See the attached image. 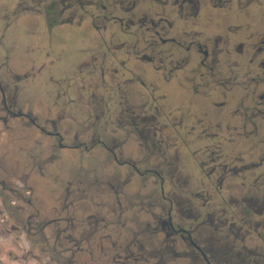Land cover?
Segmentation results:
<instances>
[{
	"label": "flooded vegetation",
	"instance_id": "af4514ba",
	"mask_svg": "<svg viewBox=\"0 0 264 264\" xmlns=\"http://www.w3.org/2000/svg\"><path fill=\"white\" fill-rule=\"evenodd\" d=\"M18 1L0 28L13 46L0 62V208L31 246L51 245L55 264H264L243 244L246 204L264 216V196L228 198L264 170V150L244 137L204 164L180 138L220 116L198 100L211 89L240 104L262 89L252 106L264 105V31L211 27L206 6L221 0Z\"/></svg>",
	"mask_w": 264,
	"mask_h": 264
},
{
	"label": "rangeland",
	"instance_id": "374dc122",
	"mask_svg": "<svg viewBox=\"0 0 264 264\" xmlns=\"http://www.w3.org/2000/svg\"><path fill=\"white\" fill-rule=\"evenodd\" d=\"M18 0L10 1V7L8 6L9 0H0V28L3 27L5 23L12 21L13 17V4ZM21 1V0H19ZM18 1V2H19ZM83 1V0H82ZM244 4V10L239 9L232 1H225L221 0V4L218 7L212 8L210 5H207L206 9V16L210 17L211 20V27L217 28H225L226 30L230 29L234 25L245 23L248 25L249 30L246 32L247 34H254L255 31L263 30L264 31V0H251L249 3H246L245 0H241ZM12 2V3H11ZM29 7L33 6L34 1L29 0L26 2ZM85 7L88 5L83 2ZM246 3V5H245ZM241 4V3H240ZM242 5V4H241ZM225 7V8H220ZM22 9V7H21ZM89 9V7L87 8ZM52 10H47L48 16ZM210 13V14H209ZM31 16V13H25V15ZM29 16L20 18L19 23L28 22ZM32 17V16H31ZM65 18V14L61 11L55 12L53 16V20L51 22H63ZM210 22H208L209 24ZM9 37L7 35L1 37L0 33V62H4L7 55L9 54L10 49L13 47L8 40ZM31 38H29L30 41ZM18 43L21 41H27L26 36H17ZM28 50V48H27ZM14 51L10 52V55H14ZM28 56H35L37 52L35 49L28 51ZM263 56H259L258 59ZM254 64V63H253ZM188 76L181 78L182 84L184 86H188ZM253 81L246 82L247 89L245 90L247 94L244 95L247 97H252L253 95L250 94L253 89ZM262 89H257L256 95L254 96L253 103L250 102L249 98L245 99L243 103H238L232 101L229 97L232 93H225V95H216L214 94V90L211 89V96L209 98H200L198 100L203 101V108L210 114H215V112H220L219 115H209L210 121V129L204 131L203 129H199L193 132L184 131L186 134H183L180 138H182L183 145L182 148L188 152L195 162L206 163L208 158L214 153H221L222 147H228V145L232 142H236L241 138L247 137L249 142L245 144H249L254 146L258 149L264 150V119H261L256 113L260 111H264V105H258V108H253L255 102L259 101L257 98V94ZM199 93L202 91H208V89H198ZM243 94V93H241ZM215 96V97H214ZM220 103L221 105L216 107V103ZM253 105V106H252ZM261 114H264L261 113ZM244 120L242 123L239 121ZM249 120H253L254 123L249 122ZM212 122V123H211ZM219 123V127L225 128L226 125H230L231 127L235 126V129L232 128L230 130L227 129H215L213 127L214 123ZM256 126L257 128H253ZM201 136V141L195 143L196 137ZM199 141V140H198ZM179 155L182 156V151H178ZM75 158H78L80 155L75 154L76 152H72ZM223 154V153H222ZM76 162H80V159H76ZM77 164V163H76ZM200 165V164H199ZM228 167H237L240 168L246 164H227ZM191 165L189 164L186 169H184L183 174H186L190 179L196 181V175L193 169H190ZM211 164H206L205 167L208 169ZM264 169V166L262 167ZM260 173L259 176H257ZM245 178H237V183L240 181H244L246 184L249 185L245 191H240L236 189L235 195L232 194L231 199L233 196L237 198L239 201L240 197L244 196L245 198H252L256 201H261L262 197L264 196V170L261 171H246ZM196 185L192 188L194 189ZM208 190V189H207ZM212 196L214 193L211 190L206 191ZM1 193V192H0ZM5 195L6 199L9 198V194L7 192L2 193ZM215 201L217 200L216 197H213ZM230 204L232 202H229ZM255 203V202H254ZM245 205V204H244ZM253 205V202L250 204ZM246 204L248 209H246V215H249L250 220H247L245 225L248 227H244V231H247L246 238L243 241V244L246 248L259 252L261 254V261H264V216L258 214L254 209L257 206H250ZM212 206H214L212 204ZM213 208H216L215 206ZM228 208H231L228 206ZM233 208V207H232ZM219 210L225 211V207L220 206L218 207ZM230 210V209H229ZM246 215H241L240 218L243 219V216L247 218ZM18 218L19 216L16 215ZM235 220L237 222L238 218L235 216ZM236 249L240 247L242 243H235ZM43 249L45 251L43 252ZM51 245L43 246H34L32 247L28 241V238L24 235L22 230L18 227L17 223L10 221L7 218L6 212L1 210L0 208V264H55L54 260H56V255L51 252ZM49 252V254H48ZM258 256H255L257 258ZM258 259V258H257Z\"/></svg>",
	"mask_w": 264,
	"mask_h": 264
}]
</instances>
